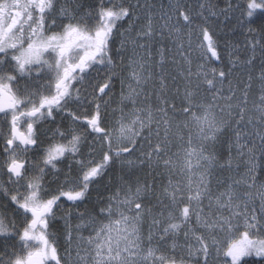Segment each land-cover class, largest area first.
I'll return each instance as SVG.
<instances>
[{
    "label": "snow or ice",
    "instance_id": "snow-or-ice-1",
    "mask_svg": "<svg viewBox=\"0 0 264 264\" xmlns=\"http://www.w3.org/2000/svg\"><path fill=\"white\" fill-rule=\"evenodd\" d=\"M257 168L264 0H0V264H264Z\"/></svg>",
    "mask_w": 264,
    "mask_h": 264
},
{
    "label": "rangeland",
    "instance_id": "rangeland-1",
    "mask_svg": "<svg viewBox=\"0 0 264 264\" xmlns=\"http://www.w3.org/2000/svg\"><path fill=\"white\" fill-rule=\"evenodd\" d=\"M130 2L131 3H136L137 0H130ZM141 2H143V0H141ZM148 2L154 4L157 10H159L161 7H163L164 10L167 11V6L170 3H174L175 0H148ZM182 2L185 4V6H189L190 5L191 6V10L193 12H197V11H199V4L202 3V2H204V0H182ZM214 4L216 5V7L218 9H222V8L225 7V6H221V5L217 4V3H214ZM239 45H240V47L243 48V43H240ZM169 46H171V45H169ZM241 58H243V57H241ZM117 91H118V89H117ZM243 163L244 162H241V165L242 166L239 169V171L241 173H243V172L246 171V169L243 167ZM256 172H257V174H259V179L257 180V184L264 183V173H261L260 170H259V168H257V171ZM3 179L6 180L7 177H4ZM256 207L257 208L259 207V201H258V199H257Z\"/></svg>",
    "mask_w": 264,
    "mask_h": 264
},
{
    "label": "trees",
    "instance_id": "trees-1",
    "mask_svg": "<svg viewBox=\"0 0 264 264\" xmlns=\"http://www.w3.org/2000/svg\"><path fill=\"white\" fill-rule=\"evenodd\" d=\"M211 1H212L213 4L217 3V4L221 5V6H225V2H226V0H211ZM83 2L87 3L88 0H83ZM221 20H223V17H221ZM222 29H223V25H220L217 30L220 31ZM243 41H244V38L243 37H239L237 40H235L233 42L237 43V44H240V43H243ZM241 57H243V56H241Z\"/></svg>",
    "mask_w": 264,
    "mask_h": 264
}]
</instances>
